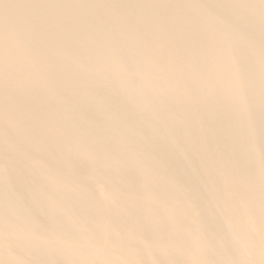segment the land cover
<instances>
[{"label":"bare ground","instance_id":"1","mask_svg":"<svg viewBox=\"0 0 264 264\" xmlns=\"http://www.w3.org/2000/svg\"><path fill=\"white\" fill-rule=\"evenodd\" d=\"M0 264H264V0H0Z\"/></svg>","mask_w":264,"mask_h":264}]
</instances>
